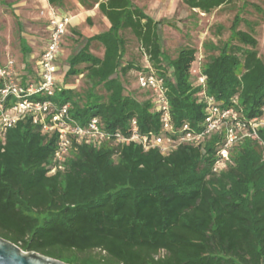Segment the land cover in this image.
Segmentation results:
<instances>
[{
    "label": "trees",
    "instance_id": "trees-1",
    "mask_svg": "<svg viewBox=\"0 0 264 264\" xmlns=\"http://www.w3.org/2000/svg\"><path fill=\"white\" fill-rule=\"evenodd\" d=\"M78 1L87 9L97 4L110 23L67 59L64 79L82 74L89 87L42 99L69 104L82 125L99 118L110 134H128L133 118L143 133H159L162 113L153 96L141 101L126 94L120 78L144 70L133 62L120 65L119 32L130 30L165 80L175 128L203 129L206 102L199 101L202 87L191 82L196 50L184 47L170 60L161 47V22L132 0ZM232 1L183 0L204 13ZM239 21L236 16L233 29ZM234 39L239 44L211 46L219 53L201 73L206 93L248 122L264 116V61L251 34L237 29ZM93 41L103 46V56L90 51ZM100 86L103 94L96 91ZM258 136L235 144L220 172L214 164L222 137L214 135L204 148L182 144L167 155L133 142L79 144L64 170L49 174L56 135L19 120L0 136V236L69 264H264V127Z\"/></svg>",
    "mask_w": 264,
    "mask_h": 264
},
{
    "label": "built area",
    "instance_id": "built-area-1",
    "mask_svg": "<svg viewBox=\"0 0 264 264\" xmlns=\"http://www.w3.org/2000/svg\"><path fill=\"white\" fill-rule=\"evenodd\" d=\"M45 1L50 4L48 0ZM49 15L45 45L34 72L20 73L12 57L5 63L0 61V136L3 137L9 128L22 119H30L40 125L43 133L49 136L56 135L57 145L49 174L64 170L71 149L79 144L100 148L111 141L116 144L133 142L141 145L145 151L158 148L167 155L182 144L203 148L202 144L212 137L210 134L222 137L214 164V170L220 172L227 168L230 150L235 144L242 138L259 137L258 130L264 127V116L245 122L235 108L220 107L215 97L206 93V76L200 68L193 69L202 87L199 101L206 102L204 128L200 131H192L188 124H184L180 130L175 128L165 80L154 70L138 71L137 83L140 88L151 93L155 109L162 113V129L159 133H143L136 118L131 120L128 134L120 131L110 134L96 117L85 125L80 124L71 117L69 104L59 105L51 99H42L44 96H54L64 87L59 62L64 37L75 18L71 13L53 7ZM239 131H244L242 136H239Z\"/></svg>",
    "mask_w": 264,
    "mask_h": 264
},
{
    "label": "rangeland",
    "instance_id": "rangeland-1",
    "mask_svg": "<svg viewBox=\"0 0 264 264\" xmlns=\"http://www.w3.org/2000/svg\"><path fill=\"white\" fill-rule=\"evenodd\" d=\"M132 2L154 20L161 22L158 30L161 47L164 55L170 60L176 58L182 48H193L196 50L193 67L201 70L211 55L219 53V50L211 48L212 45L220 46L225 41L231 40L234 44H239L238 39H234L238 29L248 32L256 39V50L264 61V0H233L210 13L201 12L197 8L192 9L183 0H132ZM77 3L76 0H65L63 5L58 7L48 5L45 0H0V57L11 56L17 59L18 64L25 62L18 39V26L12 10L23 20L25 31L35 36L33 51L36 54L40 53L46 37L45 29L51 7L62 12H70L79 16L68 27L63 40L59 73L64 77L68 57L86 44L87 37L110 28L109 21L98 9L97 4L92 9H87L81 3V6ZM236 16L240 21L236 29H233ZM119 34L124 40L121 67L133 62L144 70H154L149 56L141 48L137 37L130 30H124ZM90 51L95 55L103 56L104 48L100 43L93 41L90 44ZM164 66H167V62ZM35 69V65L31 63L28 70L34 72ZM168 69L169 75H172L171 67ZM137 74V69H132L123 75L120 73L125 93L141 101L149 99L152 95L138 86ZM191 82L194 87L200 86L196 75L192 76ZM63 86L82 92L89 87V84L81 74L64 79ZM96 91L104 93L101 86L97 87ZM243 132L239 131V136H242ZM206 142L202 145L205 146Z\"/></svg>",
    "mask_w": 264,
    "mask_h": 264
},
{
    "label": "water",
    "instance_id": "water-1",
    "mask_svg": "<svg viewBox=\"0 0 264 264\" xmlns=\"http://www.w3.org/2000/svg\"><path fill=\"white\" fill-rule=\"evenodd\" d=\"M0 264H69L44 254L23 251L15 243L0 236Z\"/></svg>",
    "mask_w": 264,
    "mask_h": 264
},
{
    "label": "crops",
    "instance_id": "crops-1",
    "mask_svg": "<svg viewBox=\"0 0 264 264\" xmlns=\"http://www.w3.org/2000/svg\"><path fill=\"white\" fill-rule=\"evenodd\" d=\"M76 1L78 2L77 5L81 6L80 2L78 0H76ZM10 6H13V5L10 4ZM12 12H13L14 17L16 18V23L18 26V33H19L18 39H19L20 49H21V51L30 50L27 53H23L24 57H25L24 58L25 62H23V64H18L17 59H15L13 57L12 58L15 60L17 70L21 71L20 73L29 74V72H31V71L28 70V68L30 67L31 63L36 66V61H37L38 57L40 56V54L43 50V47L45 45V41H46V37H47V25H46V29H45V33H46L45 36L46 37H45L43 45H41V51L39 54H36V52L33 51V47H34L33 44L36 43L35 36L31 32L25 31L23 20H21L20 16L18 14H16L13 10H12ZM68 13H70V12H68ZM73 15L75 16V18L70 25H72L74 23V21L77 20V17L79 16L76 14H73ZM49 17H50V15H49ZM48 21H49V18H48ZM10 57L11 56H7L4 58L0 57V61L2 63H5Z\"/></svg>",
    "mask_w": 264,
    "mask_h": 264
}]
</instances>
